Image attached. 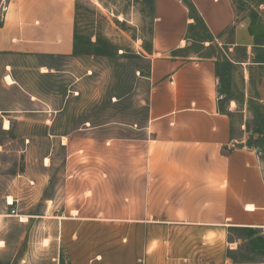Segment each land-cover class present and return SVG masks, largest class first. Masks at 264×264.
<instances>
[{
  "label": "rangeland",
  "instance_id": "1",
  "mask_svg": "<svg viewBox=\"0 0 264 264\" xmlns=\"http://www.w3.org/2000/svg\"><path fill=\"white\" fill-rule=\"evenodd\" d=\"M233 2L239 18L264 17V0ZM154 23V0H80L71 58H13L11 73L22 89L3 81L7 59L0 58V110L12 111L10 130L0 119V214L10 217L0 225V264H61V218L95 219L97 237H137V226L126 221L144 217L157 235L152 264H216L224 256L264 263V248L245 229L225 227L226 237H217L223 227H211L209 237H200L202 227L185 224L172 208L184 187L168 191L175 179L157 171L183 169L186 162L162 154L166 149L149 141L144 128ZM191 37L199 47L209 38L198 16ZM39 66L60 71L41 75ZM217 70L225 108L236 102L233 136L264 147V107L250 69L226 58ZM10 197L18 217L4 209ZM19 216L35 220L22 224Z\"/></svg>",
  "mask_w": 264,
  "mask_h": 264
},
{
  "label": "crops",
  "instance_id": "2",
  "mask_svg": "<svg viewBox=\"0 0 264 264\" xmlns=\"http://www.w3.org/2000/svg\"><path fill=\"white\" fill-rule=\"evenodd\" d=\"M79 1L0 0V58L7 59L2 60V79L8 86L21 88L11 73L13 58L69 59L74 55ZM187 1L154 0L151 90L144 128L149 141L166 149L162 154L168 152L186 162L183 169L157 172L161 178L175 179L169 182L168 191L184 187L178 192L184 197H175L172 208L181 211L185 224L202 227L200 237H209L211 227L217 231L223 227L217 237H226L229 226L257 230L264 236V147L247 146L243 136H233L236 102L230 100L225 108L217 70L226 58L249 68L264 107V17L239 18L233 0ZM196 16L209 37L202 47L191 37ZM213 46L220 52L211 54ZM36 70L47 76L60 71L47 66ZM11 113L0 110L5 131L10 130L4 122ZM4 209H9L7 204ZM23 217L19 216L22 224L35 220ZM8 218L0 214V225ZM40 219L44 227L45 212ZM126 222L137 226V237H97L95 219H59L61 264H152L150 247L157 242L152 238L157 235L147 229L152 221L144 217ZM216 264L242 263L224 256Z\"/></svg>",
  "mask_w": 264,
  "mask_h": 264
},
{
  "label": "trees",
  "instance_id": "3",
  "mask_svg": "<svg viewBox=\"0 0 264 264\" xmlns=\"http://www.w3.org/2000/svg\"><path fill=\"white\" fill-rule=\"evenodd\" d=\"M76 40H77V36L75 34V50L77 48V42H76ZM244 229L247 231V233L250 236L256 237V244H257V246L264 248V236L259 231L253 230V229H249V228H244ZM234 260H235V262H239L236 259H234ZM239 263H244V262H239Z\"/></svg>",
  "mask_w": 264,
  "mask_h": 264
},
{
  "label": "built area",
  "instance_id": "4",
  "mask_svg": "<svg viewBox=\"0 0 264 264\" xmlns=\"http://www.w3.org/2000/svg\"><path fill=\"white\" fill-rule=\"evenodd\" d=\"M4 10H7V9H4ZM16 202H17V201H16ZM7 206H8L9 208H11V214H12V216H17V217H18V215H15V214H16V210L13 209V207H14V203L10 204V203L8 202V199H7Z\"/></svg>",
  "mask_w": 264,
  "mask_h": 264
},
{
  "label": "bare ground",
  "instance_id": "5",
  "mask_svg": "<svg viewBox=\"0 0 264 264\" xmlns=\"http://www.w3.org/2000/svg\"><path fill=\"white\" fill-rule=\"evenodd\" d=\"M44 71V70H43ZM50 121V120H49ZM5 123V126H4V128L5 129H10V123L8 122V120H6V122H4ZM9 203L10 204H12V203H14V200L10 197L9 198ZM26 221V220H25Z\"/></svg>",
  "mask_w": 264,
  "mask_h": 264
}]
</instances>
